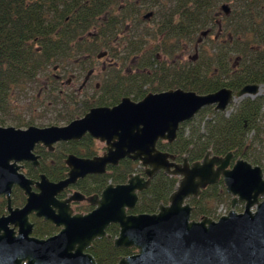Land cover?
I'll list each match as a JSON object with an SVG mask.
<instances>
[{
	"label": "water",
	"instance_id": "water-1",
	"mask_svg": "<svg viewBox=\"0 0 264 264\" xmlns=\"http://www.w3.org/2000/svg\"><path fill=\"white\" fill-rule=\"evenodd\" d=\"M221 9L224 13L230 10L226 3ZM260 85L246 84L235 92L221 87L208 93L172 88L148 92L137 101L123 96L114 106L92 107L61 126H0V176L5 173L0 177V194L8 195L16 185L27 196L22 208L10 210L6 219H0V223L7 220L19 225L17 235L3 227L0 248L8 252L7 256L0 253V264H17L19 255L25 254L29 255L28 264H96L84 250L96 239H111L106 231L110 224L118 225L113 245L135 250L116 264H264L263 168L242 157L231 163L232 152L215 155L211 150L191 163L186 150L178 162L173 154L157 147L158 141L172 143L180 125L202 108L212 106L226 112L236 99L258 95ZM85 134L104 142L106 152L93 158L69 155L65 179L51 182L42 175L41 181L34 182L18 172V161L38 164L33 153L36 144L52 148L56 141L80 140ZM125 157L138 161L143 173L129 174L122 184H108L100 196L86 198L74 192L65 200L55 198L77 179L104 173L107 164L116 165ZM161 171L177 177L167 203H160L152 213H127L136 206L138 193ZM220 180L231 197L230 209L217 219L208 215L192 218L194 207L188 199ZM32 185L39 191L34 192ZM83 199L95 205L94 209L72 214L69 202ZM241 203L243 209L237 211L235 206ZM30 213L63 227L47 240L34 241L28 237Z\"/></svg>",
	"mask_w": 264,
	"mask_h": 264
},
{
	"label": "trees",
	"instance_id": "trees-1",
	"mask_svg": "<svg viewBox=\"0 0 264 264\" xmlns=\"http://www.w3.org/2000/svg\"><path fill=\"white\" fill-rule=\"evenodd\" d=\"M224 3L230 11L219 16ZM152 6H156L151 19L154 24L146 27L140 15ZM129 20L137 23L128 36L127 54L143 49L148 58L142 65L131 64L130 73L121 68L104 73L102 87L95 88L97 98L63 102V120L81 117L94 105L115 104L121 96H128L126 87H133L132 99L137 101L149 90L183 88L208 93L227 87L235 92L246 84H264V0H0V112L11 109L12 95L25 84L38 81L41 75L51 80L50 67L57 71L74 65L88 73L89 64H93L89 56L115 52L112 44L117 32ZM204 31L206 36H202ZM211 33L215 37L207 44ZM142 38L154 42L138 40ZM192 43L195 54L187 65L172 68L157 59V54L175 56ZM103 49H107L105 53ZM143 86L146 89L142 90ZM49 91L59 93L53 85ZM11 120L16 126L33 123L20 117ZM5 123L0 117V124ZM157 147L177 159L188 149L192 161L207 150L215 155L232 152L235 158L257 165L264 158V96L242 98L229 114L204 107L180 125L174 142L158 141ZM132 167L133 162L126 159L107 177L123 182ZM176 182L175 177L158 173L139 194L134 211H156L160 203H167ZM228 196L221 180L207 186L198 197L188 199L194 207L191 217L218 218L216 207ZM106 231L111 239L94 241L97 264H116L121 256L135 251L113 245L116 224Z\"/></svg>",
	"mask_w": 264,
	"mask_h": 264
},
{
	"label": "flooded vegetation",
	"instance_id": "flooded-vegetation-1",
	"mask_svg": "<svg viewBox=\"0 0 264 264\" xmlns=\"http://www.w3.org/2000/svg\"><path fill=\"white\" fill-rule=\"evenodd\" d=\"M155 10H156V6H152L151 9H147V10L143 11L141 14V20H143V22L146 20H150L153 17V13ZM147 12H151L152 14L149 17L145 18L144 15ZM221 13H224V12L222 11L221 6H220V11L218 12V15L220 16ZM228 13H224V14H228ZM138 32H139V34L143 33L142 30H139ZM202 36H206V35H202ZM138 40L142 41L143 43H146V44L149 43V41L154 42V40L152 38L147 39V40H146V38H142V39H138ZM138 55H139L140 60H142L141 57L143 55H145L143 60L145 58H148V54H145L143 49L140 50ZM159 55H161V54H159ZM159 55H156L157 58L159 57ZM105 56H107V52H106ZM162 57L165 60H169L170 58H174V55L173 54L163 55ZM88 74H90V73H88ZM86 76L88 77V75H86ZM58 77H60V75H58ZM123 96H125V95H123ZM123 96H121L120 99ZM120 99L118 100V102L120 101ZM118 102H116L115 104H112V105H105V106H114ZM95 106H102V105H94L92 107H95ZM92 107H90V108H92ZM5 122H6V120H5ZM67 123H65V124H67ZM65 124H63V125H65ZM30 125H35V124H28V125H22V126H18V125L16 126V125H12V124L7 125V123H5L4 125L0 124V126H4V127L14 126V127H19V128H26ZM36 126H38V125H36ZM45 126H48V125H45ZM38 127H44V126H38ZM164 142H166V141H164ZM167 143H169V142H167ZM186 150H188V149H186ZM105 152H106V144L102 141H99V140L91 137L89 134H85L80 140L56 141L53 143L52 148H47L44 144H36L34 149H33V153L38 157V159H37L38 164L36 166H34L30 161H26V160L25 161H18L17 165L20 166V168L18 169V172L22 173L24 176H26V178H28L34 182L41 181L42 175H44L51 182H57V181H60L62 179H65L67 177V173H68L69 168L66 165L65 160L67 159V157L69 155H74V156H77L80 158H93V157L102 156ZM188 152H189V150H188ZM183 155H182V157H183ZM187 156H188V153H187ZM201 158H198L196 160H200ZM126 159H129V158L125 157V158L120 159L118 164H116V165L107 164L106 170L104 173H89L86 176H84L83 178L77 179L74 183L69 184L63 190L58 192L55 195V198L57 200H65L66 198L70 197L74 192H79L82 195H84L86 198H88L90 196H94V195L100 196L101 192L103 191V189L108 184H111V183L112 184H122V183H125L127 181L129 174L138 173V172L143 173V167L138 163V161H133V160L129 159L130 161L133 162V167L129 173L126 174L125 171L123 172L124 174H126V179L123 182H119V181L116 182V181H113L111 177H107V176L111 175L113 173V171H116L118 168H121L122 163ZM234 159H235V157L233 155V158L231 159V163L233 162ZM175 160L180 162L182 160V158L177 159L175 157ZM188 161H189V163L192 162V160H190L189 156H188ZM193 161H195V160H193ZM9 164H13V161L10 160ZM161 172H163V171H161ZM2 175H5V173L1 174V176ZM168 176H170V175H168ZM104 177H105V179H104ZM171 177H174V176H171ZM153 178L151 179L150 185L152 183ZM175 178L177 181V177H175ZM5 179H7V178H4V180ZM147 189H145V190H147ZM32 190L34 192L39 191V189L35 185H32ZM145 190H143V191H145ZM143 191L138 193V202L140 199L139 194L142 193ZM26 199H27V196L16 185H13L11 187L8 195L0 194V219L1 218L6 219V217H8L10 215V210L22 208L24 206V204L26 203ZM138 202H137V204H138ZM137 204H136V206H137ZM136 206L133 209L128 210L127 213H132V214L143 213V212L134 211ZM69 207L71 209V213L76 214V213H87V212L91 211L92 209H94L95 205L91 204L87 199H83V200H71L69 202ZM153 212H155V211H153ZM148 213H152V212H148ZM28 221H29L30 226H31L30 231L28 233V237H30L34 241H35V239L47 240L48 238L56 235L61 230V228L63 227L62 225L57 226L52 221L46 220L41 216H37L35 213L28 214ZM0 226H1L0 227V235H3L5 232L3 227H5V229L11 231L13 233V235H17L19 233V225L15 224L13 221L11 222V221L6 220L5 222H1ZM94 241L91 243L90 246H88L84 250V253L90 254L93 257H94V255H93ZM37 247L38 246H34L33 248H37ZM6 250H5V248H0V253L7 256L8 251H6ZM10 254H11V252H10ZM28 263H29V255L28 254H25L24 256L19 255V262H17V264H28ZM96 264H97V262H96Z\"/></svg>",
	"mask_w": 264,
	"mask_h": 264
},
{
	"label": "rangeland",
	"instance_id": "rangeland-1",
	"mask_svg": "<svg viewBox=\"0 0 264 264\" xmlns=\"http://www.w3.org/2000/svg\"><path fill=\"white\" fill-rule=\"evenodd\" d=\"M146 4L151 3L147 2ZM151 19L144 21V26L151 27L153 25V21ZM136 23L137 22L129 20L125 24H123L122 27L120 26L121 30L117 32L116 41L112 44V46L116 50L115 52L117 53V55H114L115 52L111 50L109 51V54L107 56L102 53H98V55L97 53H95L89 56L88 59H91L93 63H88L90 65L89 68H91L88 71V73L90 74L87 73V69L85 71L79 70V68H76L74 65L60 67L57 71H54L52 67H50L48 73L51 75L52 79H49V81H47V76L41 75L39 76L38 81L25 84L22 90H19V92L16 91L12 95L13 98L11 100V109L6 110L5 112L1 111L0 117L6 120L7 125H15L11 120L13 117L15 119L20 117L24 119L25 122L32 121L33 123L31 124H35L38 126L52 124L63 125L67 123V121L63 120L62 118V108L64 107L63 102L66 103L68 101H73L74 98L78 100L86 99L91 96L92 98H97L99 93L95 92V88L100 89L102 87L105 76L104 73H108L109 70L111 73L117 68H121V71H124L125 73H130L133 71V68H131V64L135 65L137 62H139L140 65L143 64V58L145 55H143L141 57L142 60H140L138 54H127V51H129V46L127 43L128 36L130 35L131 37L132 32L136 27ZM214 37V33H211L207 40V44L209 43V39H212ZM117 43L119 44L117 45ZM106 50L107 49H103V53H105ZM194 54L195 47L194 43H192L191 45L187 44L186 46H184L181 51L177 52L174 58L165 60L161 55L157 54L159 55L157 59L164 60L166 64H170V66L173 68V66L176 64L187 65L190 62L189 57L193 56ZM144 60H146V58ZM58 75H60V77H58ZM86 75H88V77ZM51 84L59 89L58 95H55V93L49 91V87H52ZM144 89H146V86H143L142 90ZM132 90L133 87H126V91L129 93L126 95L130 96L131 98H133L134 96ZM149 91L155 92L156 90ZM258 95L264 96V84L260 85ZM240 100L241 99H236L228 107L225 114H229ZM257 165H260L264 170V158L262 159L261 163ZM230 199L231 197L228 196L227 199L217 205V214L219 213L221 208L226 209L227 211L230 209ZM235 209L237 211H242L243 204L241 203L239 205H236Z\"/></svg>",
	"mask_w": 264,
	"mask_h": 264
},
{
	"label": "built area",
	"instance_id": "built-area-1",
	"mask_svg": "<svg viewBox=\"0 0 264 264\" xmlns=\"http://www.w3.org/2000/svg\"><path fill=\"white\" fill-rule=\"evenodd\" d=\"M227 212V210L226 209H220V211H219V213L217 214L218 216H221V215H223V214H225Z\"/></svg>",
	"mask_w": 264,
	"mask_h": 264
}]
</instances>
